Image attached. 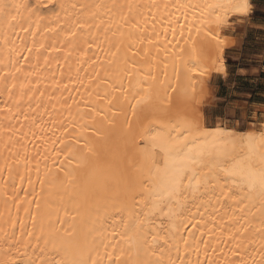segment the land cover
<instances>
[{
  "label": "bare ground",
  "instance_id": "bare-ground-1",
  "mask_svg": "<svg viewBox=\"0 0 264 264\" xmlns=\"http://www.w3.org/2000/svg\"><path fill=\"white\" fill-rule=\"evenodd\" d=\"M237 2L0 0V264H264V193L240 176L217 171L199 191L185 180L176 216L165 200L139 242L121 226L162 179L153 136L185 151L231 137L225 166L264 167V121L239 130L201 110L227 75L224 28L252 12Z\"/></svg>",
  "mask_w": 264,
  "mask_h": 264
},
{
  "label": "snow or ice",
  "instance_id": "snow-or-ice-1",
  "mask_svg": "<svg viewBox=\"0 0 264 264\" xmlns=\"http://www.w3.org/2000/svg\"><path fill=\"white\" fill-rule=\"evenodd\" d=\"M12 7L16 8L20 7V5H14ZM233 7L238 11L247 10V4L244 0H238ZM6 8V5H0V11H4ZM81 27H83V25H81ZM185 131L187 132V135L184 137L185 140H187L188 136H195L198 134V129L194 124L186 125ZM151 139L156 142L165 153V166L163 168H154L153 171L154 177H162V179H154L147 190L148 198L151 201V207L148 209L147 213H141L140 217L134 218L131 224L122 222L121 225L126 228L128 232L132 233L133 239L137 242L144 239L143 225L146 222H150V216L157 212H162V205L165 200L169 202L175 201L176 207L174 208L171 203H169L166 215L169 219H173L176 216V209L182 206L180 204L179 195L185 190V180L188 181L187 190L199 191L198 185L207 188L210 180L215 178V173L220 171L230 176H240L242 177L243 183H247L251 188L259 186L262 193H264V167H262L259 172H254L250 168L243 167L242 165L227 167L220 159V157L227 154V146L235 142L231 137H227L224 144H221L218 139L213 138L203 145L195 148H188L187 151L177 146L180 143L179 140L170 141L159 136H153ZM248 139L251 141L252 138L249 137ZM259 143L264 147V136L259 138ZM81 151H84V149H81ZM148 155L151 156V153ZM68 158L70 161H75L78 165L81 163L82 159L77 155H72ZM260 161L261 164L264 165V151L260 154ZM205 167L213 173L212 176L203 175L197 171V168ZM189 173L191 175H186ZM69 174L71 173L69 172ZM113 219H115V217H113ZM121 238H123V236ZM177 252H179V248H177ZM29 264H32V262L29 261ZM60 264H69V262L61 261ZM72 264H98V261L91 258L88 260L81 258L77 261H73Z\"/></svg>",
  "mask_w": 264,
  "mask_h": 264
},
{
  "label": "rangeland",
  "instance_id": "rangeland-1",
  "mask_svg": "<svg viewBox=\"0 0 264 264\" xmlns=\"http://www.w3.org/2000/svg\"><path fill=\"white\" fill-rule=\"evenodd\" d=\"M253 1L262 6L253 5L251 14L234 19L224 28L223 35L231 44L224 56L227 75L214 77L212 86L202 94V115L211 125L221 121L229 127L246 130L259 129L264 121V74L248 75L252 66L264 65V30L257 28L251 19L264 12V0ZM241 69L247 71L237 75Z\"/></svg>",
  "mask_w": 264,
  "mask_h": 264
},
{
  "label": "crops",
  "instance_id": "crops-1",
  "mask_svg": "<svg viewBox=\"0 0 264 264\" xmlns=\"http://www.w3.org/2000/svg\"><path fill=\"white\" fill-rule=\"evenodd\" d=\"M251 1H252L253 5L255 7L262 6L260 4H254L253 0H251ZM258 13H260L259 17H252L251 19L254 20L253 23H254V25H256L257 28H260V29L264 30V12L261 11V12H258ZM262 61L264 62V56L262 57ZM242 71L246 72L247 69L239 70V72H237V75H243L242 73H240ZM261 74H264V65L252 66L250 73H248V75L251 76V77L258 76V75L260 76ZM244 76H247V75L244 74Z\"/></svg>",
  "mask_w": 264,
  "mask_h": 264
},
{
  "label": "clouds",
  "instance_id": "clouds-1",
  "mask_svg": "<svg viewBox=\"0 0 264 264\" xmlns=\"http://www.w3.org/2000/svg\"><path fill=\"white\" fill-rule=\"evenodd\" d=\"M69 247H71V245H69ZM69 264H71V262H69Z\"/></svg>",
  "mask_w": 264,
  "mask_h": 264
}]
</instances>
